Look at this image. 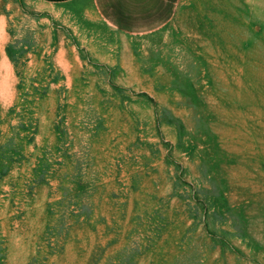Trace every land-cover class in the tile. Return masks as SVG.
Masks as SVG:
<instances>
[{"label": "rangeland", "instance_id": "1", "mask_svg": "<svg viewBox=\"0 0 264 264\" xmlns=\"http://www.w3.org/2000/svg\"><path fill=\"white\" fill-rule=\"evenodd\" d=\"M0 264H264V0H0Z\"/></svg>", "mask_w": 264, "mask_h": 264}, {"label": "crops", "instance_id": "2", "mask_svg": "<svg viewBox=\"0 0 264 264\" xmlns=\"http://www.w3.org/2000/svg\"><path fill=\"white\" fill-rule=\"evenodd\" d=\"M38 2H42V3H50V4H54V3H62V2H67L70 0H37Z\"/></svg>", "mask_w": 264, "mask_h": 264}]
</instances>
